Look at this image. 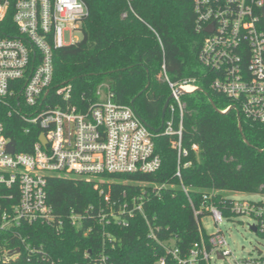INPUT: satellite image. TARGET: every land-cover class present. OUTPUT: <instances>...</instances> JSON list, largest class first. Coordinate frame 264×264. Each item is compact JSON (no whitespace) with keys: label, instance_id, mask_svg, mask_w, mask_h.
<instances>
[{"label":"built area","instance_id":"2783aa9c","mask_svg":"<svg viewBox=\"0 0 264 264\" xmlns=\"http://www.w3.org/2000/svg\"><path fill=\"white\" fill-rule=\"evenodd\" d=\"M192 2L196 32L202 37L198 60L210 72L211 90L231 103L221 112L234 109L240 118L264 123V0ZM88 13L83 0H0V103L8 110V117H15L17 122L8 129L0 121V264H62L38 240L36 230L40 228L56 236L68 228L81 230L84 236L95 230L93 238L100 241L101 248L95 253L83 252L84 264H114L107 245L114 248L116 239L106 225L112 221L125 227L127 218L137 212L147 221L142 197L132 198L130 203L119 200L115 210L117 203L107 194V211L104 207L95 214L88 209L83 214L69 210L65 217L56 214L47 201L50 176L96 179L102 174H153L162 163L155 151L156 134L133 107L115 104L107 85L99 86L98 102L87 109L70 104V84L53 86V56L78 43L73 37L81 32ZM66 34L70 42H66ZM162 72L172 98L161 135L174 138L178 158L174 175L180 179V157L186 155L181 141L185 111L181 97L198 88L195 79L173 83L164 69ZM176 113L177 129L173 123ZM18 124L25 135H37L31 143L19 144L28 149L26 152L18 151L7 135ZM182 192L188 194L183 187ZM257 202L262 206L234 201L233 208L238 215L251 218L257 231L264 232V201ZM205 209L215 226L222 223L219 210ZM198 215L200 212L195 211ZM146 224L147 239L164 251L154 264H210L213 256L218 260L219 254L224 260L231 254L219 229L204 236L200 224L198 241L182 254L173 240H159L155 229L148 221ZM33 226L36 229L32 230ZM240 264H264V258Z\"/></svg>","mask_w":264,"mask_h":264},{"label":"trees","instance_id":"16d2710c","mask_svg":"<svg viewBox=\"0 0 264 264\" xmlns=\"http://www.w3.org/2000/svg\"><path fill=\"white\" fill-rule=\"evenodd\" d=\"M83 1L89 13L82 21L81 41L55 52L53 86L70 84V104L87 109L98 102L99 86L107 85L113 102L133 107L156 134L155 151L162 163L153 174H102L96 179L50 176L48 204L65 217L69 210L83 214L88 209L95 214L104 207L107 211V194L114 203H130L132 198L142 197V210L158 239L173 240L185 254L199 239L200 220L209 214L205 207H214L230 220L240 215L234 211V200L228 193L264 197V123L241 117L239 130L236 110L221 112L231 103L211 90L210 72L198 60L202 37L196 32L192 0ZM163 69L171 82L195 79L198 88L181 97L185 106L181 141L186 155L180 157V179L174 175L178 160L174 138L161 135L163 105L171 95ZM7 114L0 103V121L13 128L16 118ZM168 118L169 111L165 121ZM173 123L177 129L178 113ZM17 127L7 135L18 151L26 152L28 149L19 144L31 143L37 135L29 137L21 124ZM251 203L256 207L263 204ZM117 208L118 203L114 205ZM195 211L200 215L196 217ZM126 221L125 227L112 221L105 227L116 239L114 248L107 245L111 261L154 264L164 251L147 239V221L138 212ZM94 232L84 236L83 231L68 228L56 236L40 228L36 236L62 264H84L83 252L95 253L101 248ZM202 233L206 236L203 228ZM256 234L264 237L259 230Z\"/></svg>","mask_w":264,"mask_h":264},{"label":"rangeland","instance_id":"374dc122","mask_svg":"<svg viewBox=\"0 0 264 264\" xmlns=\"http://www.w3.org/2000/svg\"><path fill=\"white\" fill-rule=\"evenodd\" d=\"M81 37V32L77 33L74 35L73 40L79 42L81 41ZM65 40L66 42H70L68 34L65 35ZM228 197L242 205H244L245 202L264 201V197L260 195L228 193ZM200 224L207 235L216 234L219 229L222 235H224L226 242L229 244V249L231 251V254L226 256L224 261L216 260L213 256L210 264H240L241 261L244 260L261 259L264 257V237L259 234H254L250 230L254 221L248 216L240 215L230 220L223 217L222 223L215 226L213 218L210 215H206L201 218Z\"/></svg>","mask_w":264,"mask_h":264},{"label":"water","instance_id":"95a60500","mask_svg":"<svg viewBox=\"0 0 264 264\" xmlns=\"http://www.w3.org/2000/svg\"><path fill=\"white\" fill-rule=\"evenodd\" d=\"M262 15H263V17H264V9H263V12H262ZM207 32L209 33V32H211V30L210 29H207ZM147 88V87H146ZM172 98V96L170 95L169 96V98H168V100L165 102V104L163 105V110H162V114H161V123L163 124V122H164V118H165V115H166V112H167V109H168V103H169V101H170V99ZM209 102H210V104L211 105H213L212 104V102H211V100H209ZM131 105H133V102L131 103ZM213 107H214V105H213ZM215 108V107H214ZM227 113V112H226ZM238 122H239V130H241V122H240V117L238 116ZM144 123V122H143ZM145 124V123H144ZM150 130H151V128L147 125V124H145ZM152 131V130H151ZM9 146H8V150H9V152L12 154L13 153V151H14V148H13V145L10 143V144H8ZM250 230L254 233V234H256V232H257V230H256V228H255V226H251V228H250ZM217 259L218 260H220V261H224L223 260V258L218 254L217 255ZM226 264V263H225Z\"/></svg>","mask_w":264,"mask_h":264}]
</instances>
